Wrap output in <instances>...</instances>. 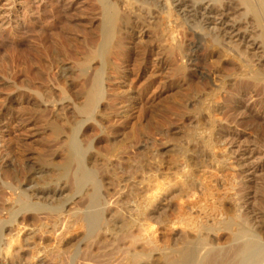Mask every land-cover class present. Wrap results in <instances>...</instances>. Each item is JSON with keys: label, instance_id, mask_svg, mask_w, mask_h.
Segmentation results:
<instances>
[{"label": "bare ground", "instance_id": "1", "mask_svg": "<svg viewBox=\"0 0 264 264\" xmlns=\"http://www.w3.org/2000/svg\"><path fill=\"white\" fill-rule=\"evenodd\" d=\"M94 1L99 4L102 16V44L96 53L88 55L83 68L87 70L97 60L101 69L99 67L100 70L94 74L85 92V102L76 108L81 120L76 121L71 132L65 135L62 143L64 163L61 166L53 165V176L44 177V185L40 188L21 184L17 176H14L13 181H6L0 170V187L2 185L8 192V196L4 193L0 197V264L34 263V257L30 260L20 257L16 261H9L21 250L23 241L19 234L15 241L11 239L6 243L4 239L3 243L7 232L18 230L19 233L21 227L30 220L40 224L38 233H42V236L52 233L59 238H54L59 240L58 247L43 254L44 261L49 264H264V176L259 178L256 175L262 165L248 162L259 148L264 150V118L250 113L253 107L264 114V0H137L146 5L160 4L161 15L165 17L154 25L160 27L161 32L167 30L165 37L170 41L168 49L171 58L184 56L177 33L185 24L192 22L196 26L199 24L198 28L192 29L197 34L192 46L194 53L205 41L201 36L204 27L200 24L214 25L216 32L208 33L207 37L210 39L208 50L221 58L232 60L230 69H220V75L224 74V77L220 79L219 89L207 93L204 104L199 99L191 102L193 105L202 102L198 114L203 121H207L204 123L198 119L205 125L199 123L198 131L193 134L194 143L190 144L192 147L182 151L186 167L185 172L178 174L176 183L182 184L177 186L181 187L178 192L183 194V198L177 206V220L173 221L168 220L164 208L158 205L172 190L169 177L157 175L159 170H155V173L152 169L147 170L143 157L134 163L128 161L125 174L129 176L121 177L124 179L120 181L121 190L119 194L116 190L117 196L114 197L115 193L110 194V186L114 184L108 178L120 180L118 172L121 169L118 171L113 166V160L119 161L120 157L110 151L101 152L102 155L96 148L94 154L92 144L84 145L79 140L88 122H97L100 105L106 100L103 87L105 68L110 61L109 54L120 37L122 25L128 20L120 11L119 3L113 0ZM231 18L234 19L233 25H229ZM165 20L168 21L169 30L168 27L161 28L165 26ZM227 41L231 51L223 48ZM194 68L182 67L181 64L172 69L171 75L177 78L190 71L197 72L195 65ZM198 72L201 77H205L203 71ZM235 94L241 95L236 104L242 115L248 114L256 144L254 151H237L244 163L235 157V153L227 151L228 144L223 146L224 155H218L220 150H217L215 142L217 124L225 120L217 118V113L230 110V105L217 109L216 103L228 101ZM249 101H252L250 108L247 105ZM225 113L223 117L228 116ZM242 123L244 125L247 122ZM60 128L55 126L54 133L60 135ZM204 158L207 161H203ZM233 159L236 160L234 163ZM207 167H214L210 175H202L198 181L194 178L197 182L191 179V176L197 175L196 169L204 170ZM146 185L152 186L149 193L145 189ZM139 186L147 194L139 191V188L137 190ZM161 225L164 232L159 227ZM78 232H83V238L77 245L73 244L76 238L72 235ZM81 244L84 247L82 252Z\"/></svg>", "mask_w": 264, "mask_h": 264}, {"label": "rangeland", "instance_id": "2", "mask_svg": "<svg viewBox=\"0 0 264 264\" xmlns=\"http://www.w3.org/2000/svg\"><path fill=\"white\" fill-rule=\"evenodd\" d=\"M113 1L119 3L120 11L128 19V23L126 21L122 25L120 37L109 54L110 61L105 68L106 80L104 79L103 87L106 102L100 105L97 122H88L79 140L84 145L92 144L94 154L96 148L100 150H97L100 154L110 151L120 157L119 161L116 159L118 162L113 160V166L122 165L119 169L114 167L118 171H124V174L127 172L125 169L128 161L134 163L143 157L147 170L152 169L153 173L159 170L157 175L169 177L172 180V190L158 205L161 204L160 207L164 208L169 221L177 220V206L181 203L183 194L178 192L182 184H177L176 178L178 174L185 172L186 167L182 151L192 147L190 144L194 143L193 134L198 131L200 124L205 125L207 120L203 121L198 111L205 102V95L219 89L224 77V74L220 75V69H230L232 60L221 58L208 50L210 39L207 37L208 33L216 32L214 25L200 24L204 27L201 36L205 41L194 53L192 46L197 34L192 29L198 28L199 24L196 26L192 22L185 24L177 33L184 56L171 58L168 49L170 41L165 37L167 30L163 29H170L168 21L165 20V26L161 27L162 32L160 27L154 25L165 17L161 15L158 2L146 5L137 0ZM98 7L99 4L94 0H0V170L4 180L13 181L14 176H17L21 184L27 183L40 188L44 185V177L53 176V165L61 166L64 163L62 143L65 135L81 120L76 108L85 102V92L91 85L94 74L101 69L97 60L87 70L83 68L88 55L96 53L102 44V16ZM231 19L229 25L234 23V19ZM227 43L228 41L224 43L223 48L231 51L232 48ZM181 64L189 69H195V65L198 71H203L206 75L201 77L198 71H190L184 73L185 78L188 77L186 79L183 75L174 78L171 75L172 69ZM84 70L87 71L86 74ZM240 98L241 95L235 94L228 101L216 103L217 109L230 105L229 112H216L217 118H225L217 124L215 142L217 150L221 151L217 153L223 156V146L228 144L227 151L235 153L238 160H241L237 153L239 149L249 152L256 149L252 126L248 122L249 116L242 115L243 112L236 104ZM198 99L203 104H191ZM251 103L252 101L247 103L249 108ZM250 111L251 114H259L264 118V114L258 109L251 107ZM224 113L228 116L223 117ZM243 121L247 123L241 125ZM97 123H100V127ZM53 126L61 127L60 135L54 133ZM257 151L258 153L250 156L248 162L262 165L261 171L256 174L260 178L264 176V150L259 148ZM203 161H207L206 158ZM232 161L234 163L236 160ZM178 162H182L180 164L184 167ZM241 162L244 163L243 160ZM198 169L195 170L197 175L191 176L192 180L195 178L198 181L202 175H210L214 167ZM40 170L46 172L40 173ZM120 171V180L108 178L110 183L116 185L110 186V194H114L116 190L119 194L120 181L124 180V176H129ZM137 177L140 179V175L137 174ZM196 180L193 181L197 182ZM1 187L0 197L4 193L8 196V192ZM151 187L146 185L147 193L151 191ZM138 188L139 191H145L140 186L137 190ZM146 191L144 194H147ZM116 193L114 197L117 196ZM38 225L40 224L36 221L30 220L21 227L19 233L14 230L12 233L7 232V236L5 234L3 243L11 239L15 241L18 234L23 241L19 253L10 257L9 261H16L20 257L30 260L34 257L35 264H49L44 261L43 254L56 249L59 238L52 233L50 236H42V233H38ZM159 227L163 229L162 225ZM161 231L164 232V229ZM82 233L72 235L76 238L73 244L80 242ZM55 237L58 239L55 240ZM83 248L81 244L80 251Z\"/></svg>", "mask_w": 264, "mask_h": 264}]
</instances>
